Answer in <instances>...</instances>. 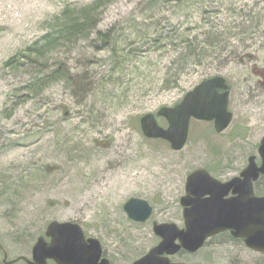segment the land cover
Listing matches in <instances>:
<instances>
[{"label": "rangeland", "instance_id": "obj_1", "mask_svg": "<svg viewBox=\"0 0 264 264\" xmlns=\"http://www.w3.org/2000/svg\"><path fill=\"white\" fill-rule=\"evenodd\" d=\"M99 1L0 0V264L32 261L52 222L80 225L111 264H133L160 243L154 223L184 228L180 200L191 173L204 169L225 183L250 157L261 162L264 0H103L86 38L38 63L29 58L63 10ZM207 29H214L210 41L235 37L177 80V51ZM55 70L58 80L40 81ZM214 77L230 87L233 122L225 132L192 120L180 152L143 135V116L175 107ZM158 124L168 126L163 118ZM257 185L264 196V177ZM133 198L151 205L149 222L127 217L123 207ZM171 260L264 264V254L225 234Z\"/></svg>", "mask_w": 264, "mask_h": 264}, {"label": "water", "instance_id": "obj_2", "mask_svg": "<svg viewBox=\"0 0 264 264\" xmlns=\"http://www.w3.org/2000/svg\"><path fill=\"white\" fill-rule=\"evenodd\" d=\"M229 96L224 78L206 80L175 107H164L156 116H143L140 120L143 135L150 140L165 141L173 151L180 152L187 144L192 119L213 122L216 133L221 134L233 120ZM157 118L165 119L168 127L162 128ZM258 153L260 166L256 157H251L241 175L226 183L203 169L191 173L185 196L180 200L184 228L154 223L153 231L160 243L133 264H187L174 263L170 258L182 251L196 254L210 239L224 233H231L234 239L243 240L248 249L264 254V197H257L254 191V184L264 176V138ZM123 209L131 221L139 224L149 222L153 215L151 205L141 199H130ZM46 237L50 243L44 237L39 238L32 261H23L27 264H110L103 257L100 241L86 238L78 224L53 222L47 228Z\"/></svg>", "mask_w": 264, "mask_h": 264}, {"label": "trees", "instance_id": "obj_3", "mask_svg": "<svg viewBox=\"0 0 264 264\" xmlns=\"http://www.w3.org/2000/svg\"><path fill=\"white\" fill-rule=\"evenodd\" d=\"M102 1L103 0H100L94 5L83 8L80 11L75 10L73 12L68 8L63 10V12L55 18V25L50 27L45 35L28 48L29 58L35 57L38 63V61L45 59L49 52L55 51L63 46L73 45L78 40L86 38L93 29L90 24V17H92V15L94 16L98 10L96 7L101 4ZM213 31L214 29H207L201 37L197 36L192 40L183 41L181 49L177 51L172 61V69L175 70L177 80L180 74L192 70V68L207 64L211 58L216 54L218 55V52L221 53L226 50V45L235 37V34L232 33L233 35L231 37H221L219 41H214L213 39L210 41L208 37L214 34ZM203 36L205 37L203 38ZM201 38H203V41ZM220 58L221 57H217V59ZM15 60L16 58H13L9 64H12ZM60 76V70H55L51 71L49 75H45L40 81L58 80Z\"/></svg>", "mask_w": 264, "mask_h": 264}, {"label": "flooded vegetation", "instance_id": "obj_4", "mask_svg": "<svg viewBox=\"0 0 264 264\" xmlns=\"http://www.w3.org/2000/svg\"><path fill=\"white\" fill-rule=\"evenodd\" d=\"M0 249H3L2 245L0 244Z\"/></svg>", "mask_w": 264, "mask_h": 264}]
</instances>
